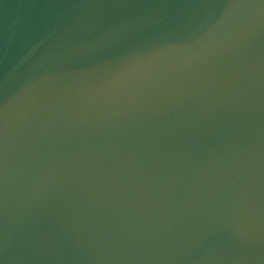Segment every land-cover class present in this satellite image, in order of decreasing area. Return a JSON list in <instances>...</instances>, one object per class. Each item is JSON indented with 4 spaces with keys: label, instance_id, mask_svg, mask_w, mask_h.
<instances>
[{
    "label": "water",
    "instance_id": "1",
    "mask_svg": "<svg viewBox=\"0 0 264 264\" xmlns=\"http://www.w3.org/2000/svg\"><path fill=\"white\" fill-rule=\"evenodd\" d=\"M0 264H264V0H0Z\"/></svg>",
    "mask_w": 264,
    "mask_h": 264
}]
</instances>
